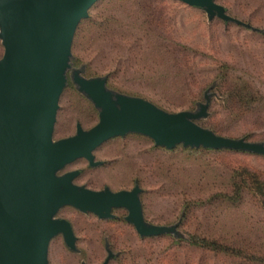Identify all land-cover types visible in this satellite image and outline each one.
Masks as SVG:
<instances>
[{"label": "rangeland", "instance_id": "rangeland-1", "mask_svg": "<svg viewBox=\"0 0 264 264\" xmlns=\"http://www.w3.org/2000/svg\"><path fill=\"white\" fill-rule=\"evenodd\" d=\"M217 2L258 31L209 21L204 11L178 0H99L78 27L72 66L86 78L106 76L109 89L171 113L195 111L209 92V116L200 126L264 142V0ZM3 52L0 42V58ZM97 122L98 111L69 80L55 139L75 134L77 124L90 129ZM95 156L106 164L90 168L79 160L66 170H83L76 184L120 191L138 183L146 221L179 224L177 235L141 238L125 222V210L99 220L67 207L59 217L72 224L79 253L59 236L51 242L49 264H102L106 240L115 255L110 264H253L226 250L264 258V156L166 150L135 134L107 142ZM199 238L214 245L190 243Z\"/></svg>", "mask_w": 264, "mask_h": 264}, {"label": "water", "instance_id": "water-1", "mask_svg": "<svg viewBox=\"0 0 264 264\" xmlns=\"http://www.w3.org/2000/svg\"><path fill=\"white\" fill-rule=\"evenodd\" d=\"M98 1L0 0V264H49L51 242L59 236L78 253L72 224L59 217L67 207L99 220L125 210V221L141 238L177 235L179 224L146 221L138 183L130 190H93L75 183L80 171H66L79 160L99 166L96 150L113 139L135 134L166 150L181 146L264 156V142L221 136L198 124L209 116V92L195 111L171 113L109 89L106 76L86 78L82 68H73L75 35ZM178 1L201 9L209 21L219 18L258 31L230 16L217 0ZM69 80L98 111V122L90 129L77 124L75 134L55 139ZM106 252L102 264L115 257L108 245Z\"/></svg>", "mask_w": 264, "mask_h": 264}, {"label": "trees", "instance_id": "trees-1", "mask_svg": "<svg viewBox=\"0 0 264 264\" xmlns=\"http://www.w3.org/2000/svg\"><path fill=\"white\" fill-rule=\"evenodd\" d=\"M257 33H262V32H257ZM226 67H229L226 65ZM251 99V98H250ZM253 99V98H252ZM252 99L249 100V103L252 102ZM259 100V99H258ZM258 100H255V101H258ZM242 101H243V98H242ZM260 101V100H259ZM246 104V103H245ZM180 147V146H179ZM202 149V148H201ZM204 150H209V149H204ZM113 220V219H111ZM119 220V219H117ZM126 222V221H125ZM127 223V222H126ZM128 224V223H127ZM129 225V224H128ZM140 237V236H139ZM192 245H198V246H210V245H214L213 242H208L206 239H200L195 242L196 244L190 242ZM110 244V243H109ZM111 247V245H110ZM111 250H112V247H111ZM113 252V250H112ZM228 256L232 257L233 259H238V260H244L246 262H252L253 264H264V258H258V257H255L254 254L252 253H248V254H243L241 252H237L235 250H226L224 251ZM114 253V252H113ZM119 256V255H118Z\"/></svg>", "mask_w": 264, "mask_h": 264}, {"label": "flooded vegetation", "instance_id": "flooded-vegetation-1", "mask_svg": "<svg viewBox=\"0 0 264 264\" xmlns=\"http://www.w3.org/2000/svg\"><path fill=\"white\" fill-rule=\"evenodd\" d=\"M96 161H98V162H100L101 164L99 165V166H97V167H91L89 164H88V166L90 167V168H99V167H103L105 164H106V161L104 160V159H102V160H98L97 159V157H96ZM71 171V170H70ZM78 171H80V175H79V177L78 178H80V176L83 174V170L82 169H78ZM77 178V179H78ZM76 179V180H77ZM75 180V181H76ZM87 187V186H86ZM107 187V186H106ZM105 188V187H104ZM103 188V189H104ZM110 188V187H109ZM91 189V188H90ZM111 189V188H110ZM100 190H102V189H100ZM113 191V190H112ZM77 243H78V239H77V242H76V246H77ZM106 245H108L109 246V248L111 249V247H110V244L108 243V241L106 240L105 241V250H106ZM78 249V248H77ZM112 251V250H111ZM78 253H79V250H78ZM106 259V258H105ZM110 264V263H109Z\"/></svg>", "mask_w": 264, "mask_h": 264}, {"label": "crops", "instance_id": "crops-1", "mask_svg": "<svg viewBox=\"0 0 264 264\" xmlns=\"http://www.w3.org/2000/svg\"><path fill=\"white\" fill-rule=\"evenodd\" d=\"M78 238V237H77Z\"/></svg>", "mask_w": 264, "mask_h": 264}]
</instances>
